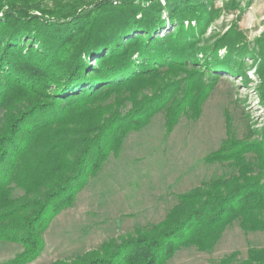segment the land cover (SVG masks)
I'll return each mask as SVG.
<instances>
[{"label":"trees","instance_id":"1","mask_svg":"<svg viewBox=\"0 0 264 264\" xmlns=\"http://www.w3.org/2000/svg\"><path fill=\"white\" fill-rule=\"evenodd\" d=\"M6 1L0 15V221L8 220L0 235L22 243L14 260L20 264L42 252L51 219L148 118L155 95L173 82L169 74L199 78L202 68L219 65V47L180 35L186 20L200 22L207 14L205 0H96L54 15ZM167 22L174 29L160 35ZM95 55L96 65L89 61ZM202 93L188 99L193 113L201 109ZM126 100L132 107L122 112ZM174 100L166 112L169 128L182 109ZM228 133L207 158L228 161L233 173L180 194L162 220L104 241L74 264H165L182 246L211 249L236 219L246 231L264 230V135L250 141ZM14 185L24 189L21 196L13 195ZM237 254L209 264H264V247H249L242 260Z\"/></svg>","mask_w":264,"mask_h":264},{"label":"rangeland","instance_id":"2","mask_svg":"<svg viewBox=\"0 0 264 264\" xmlns=\"http://www.w3.org/2000/svg\"><path fill=\"white\" fill-rule=\"evenodd\" d=\"M2 1L0 15L7 7V1ZM14 1L31 12L54 15L66 5L86 9L96 0ZM120 1L115 0L116 5ZM137 1L148 4L147 0ZM205 1L207 14L200 22L196 18L186 20L188 30L180 35L195 38L200 45L219 47V65L207 72L204 65L196 64L206 69L202 68L197 79H187L184 71L169 74L173 82L167 86L166 93L155 95L148 118L128 132L120 151H111L97 173L88 175L73 203L61 208L51 219L44 231L42 252L20 264L78 263V257L91 255L104 241H119L135 233L137 227L162 220L178 202L180 194L235 171L228 161L207 158L221 147L229 129L234 136L250 141L263 137L264 0ZM164 17L168 18V14L164 13ZM166 25L159 28L160 35L175 27L171 22ZM238 50L243 51L241 56H236ZM107 51L103 49L97 55ZM98 56H91L89 61L96 65ZM162 74L167 79V72ZM144 91L148 95L153 93L151 87ZM200 91L203 92L201 109L193 113L188 99ZM173 100L182 109L176 123L169 128L166 112ZM131 107V100H126L122 112ZM1 113L0 109V116ZM252 153L249 157H253ZM12 192L19 197L24 189L14 185ZM7 220L1 219L0 224ZM252 246L264 247V230L246 231L236 219L211 249L182 246L165 264H209L233 251L242 260ZM22 250L21 242L0 235V264H17L14 260Z\"/></svg>","mask_w":264,"mask_h":264}]
</instances>
